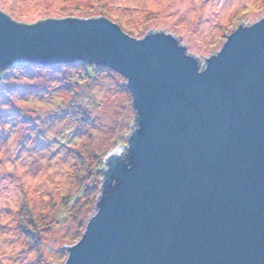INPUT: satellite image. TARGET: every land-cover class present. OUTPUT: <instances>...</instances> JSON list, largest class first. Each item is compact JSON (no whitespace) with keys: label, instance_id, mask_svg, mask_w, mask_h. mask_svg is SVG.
I'll return each mask as SVG.
<instances>
[{"label":"water","instance_id":"obj_1","mask_svg":"<svg viewBox=\"0 0 264 264\" xmlns=\"http://www.w3.org/2000/svg\"><path fill=\"white\" fill-rule=\"evenodd\" d=\"M120 73L135 128L103 160L95 212L63 264H264V17L202 67L178 39L94 19L17 23L0 10V71Z\"/></svg>","mask_w":264,"mask_h":264},{"label":"rangeland","instance_id":"obj_2","mask_svg":"<svg viewBox=\"0 0 264 264\" xmlns=\"http://www.w3.org/2000/svg\"><path fill=\"white\" fill-rule=\"evenodd\" d=\"M0 10L27 25L102 17L136 39L164 32L203 67L239 25L264 17V0H0ZM84 66L0 75V264L65 262L95 212L104 158L135 128L123 75Z\"/></svg>","mask_w":264,"mask_h":264},{"label":"trees","instance_id":"obj_3","mask_svg":"<svg viewBox=\"0 0 264 264\" xmlns=\"http://www.w3.org/2000/svg\"><path fill=\"white\" fill-rule=\"evenodd\" d=\"M7 16H8V15H7ZM8 17H9V16H8ZM82 65H85V64H82ZM86 66H87V65H86ZM86 66H84V68H85ZM88 66H89V65H88ZM90 66L93 67V69L98 67V66H95V65H90ZM3 73H4V74H3ZM2 74H3V75H6V74H7V70H6V69H5V70H1V71H0V75H2ZM97 158H98V157H97ZM99 170H100V162H99V158H98V161H97V163H95V166H94V169H93V171H92V174H93V175H94V174H95V175H97V174L99 175V174H100V173H99V172H100ZM71 202H72V203L75 202V199L72 200ZM78 209H79V208H78Z\"/></svg>","mask_w":264,"mask_h":264}]
</instances>
